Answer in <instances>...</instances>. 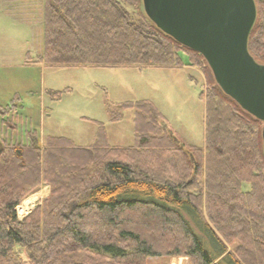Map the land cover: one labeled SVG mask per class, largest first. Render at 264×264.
Returning <instances> with one entry per match:
<instances>
[{"label": "trees", "instance_id": "obj_1", "mask_svg": "<svg viewBox=\"0 0 264 264\" xmlns=\"http://www.w3.org/2000/svg\"><path fill=\"white\" fill-rule=\"evenodd\" d=\"M254 3L247 49L264 65V0ZM139 6L142 0H42V53L30 63L171 69L184 66V53L193 67L189 54L201 56L158 30L143 7L136 16L127 9ZM208 75L209 89L199 94L202 147L180 143L146 100L120 106L133 110L127 147L109 145L97 122L89 146L56 137L40 146L34 132L19 135L17 98L0 106V264H264L262 124ZM43 182L49 197L17 221L16 207Z\"/></svg>", "mask_w": 264, "mask_h": 264}, {"label": "rangeland", "instance_id": "obj_2", "mask_svg": "<svg viewBox=\"0 0 264 264\" xmlns=\"http://www.w3.org/2000/svg\"><path fill=\"white\" fill-rule=\"evenodd\" d=\"M140 6L127 9L136 16L142 12ZM37 46V32L27 34L22 26L0 14V106L12 105L17 98L14 103L17 112L13 116L22 138H26V132H34L40 146L47 137L89 146L97 122L104 126L109 145L131 146L133 110H121L120 106L146 100L154 105L169 132L180 143L203 146L205 113L199 94L205 95L209 89L207 72L211 83L216 84L202 57L189 54L194 66L186 67L188 57L179 53L184 65L181 68L141 71L136 68L46 67L30 63L37 57ZM109 112H119L121 120L110 121ZM50 192L49 184L41 183L16 207L17 221L22 222L40 207ZM234 247L235 244L228 249ZM15 252L26 261L20 247H16ZM147 264H189V261L151 258Z\"/></svg>", "mask_w": 264, "mask_h": 264}, {"label": "water", "instance_id": "obj_3", "mask_svg": "<svg viewBox=\"0 0 264 264\" xmlns=\"http://www.w3.org/2000/svg\"><path fill=\"white\" fill-rule=\"evenodd\" d=\"M142 7L158 30L200 55L220 91L262 124L264 155V65L247 49L254 0H142Z\"/></svg>", "mask_w": 264, "mask_h": 264}, {"label": "crops", "instance_id": "obj_4", "mask_svg": "<svg viewBox=\"0 0 264 264\" xmlns=\"http://www.w3.org/2000/svg\"><path fill=\"white\" fill-rule=\"evenodd\" d=\"M0 14L5 15L11 20L15 21L19 26H22L25 29V33L27 34H34L37 32L39 46H37L36 51L38 53L34 60L40 57L43 43L42 0H0ZM26 56L27 58H30L29 52L26 53Z\"/></svg>", "mask_w": 264, "mask_h": 264}, {"label": "built area", "instance_id": "obj_5", "mask_svg": "<svg viewBox=\"0 0 264 264\" xmlns=\"http://www.w3.org/2000/svg\"><path fill=\"white\" fill-rule=\"evenodd\" d=\"M18 212V211H17Z\"/></svg>", "mask_w": 264, "mask_h": 264}]
</instances>
